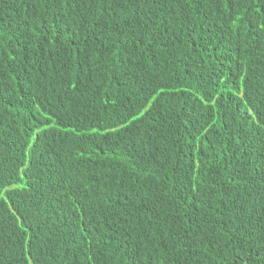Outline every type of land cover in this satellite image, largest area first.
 <instances>
[{
    "label": "trees",
    "instance_id": "obj_1",
    "mask_svg": "<svg viewBox=\"0 0 264 264\" xmlns=\"http://www.w3.org/2000/svg\"><path fill=\"white\" fill-rule=\"evenodd\" d=\"M0 264H264V0H0Z\"/></svg>",
    "mask_w": 264,
    "mask_h": 264
}]
</instances>
